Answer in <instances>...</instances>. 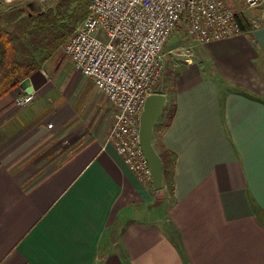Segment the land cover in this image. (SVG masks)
Returning <instances> with one entry per match:
<instances>
[{
  "label": "crops",
  "instance_id": "obj_1",
  "mask_svg": "<svg viewBox=\"0 0 264 264\" xmlns=\"http://www.w3.org/2000/svg\"><path fill=\"white\" fill-rule=\"evenodd\" d=\"M259 12L237 13L238 35L178 41L192 58L176 59L173 97L163 91L174 112L154 133L175 156L172 193L108 141L115 109L71 58L30 76L29 105L16 104L20 86L0 97V264H264ZM171 39L166 53L180 56Z\"/></svg>",
  "mask_w": 264,
  "mask_h": 264
},
{
  "label": "built area",
  "instance_id": "obj_2",
  "mask_svg": "<svg viewBox=\"0 0 264 264\" xmlns=\"http://www.w3.org/2000/svg\"><path fill=\"white\" fill-rule=\"evenodd\" d=\"M32 1L42 4L45 0L0 3ZM238 1L257 11L264 6V0ZM88 11L63 50L115 109L108 141L140 179L152 183L140 146V115L147 96L158 91L164 77L168 40L182 22L189 38L200 44L238 35L243 27L227 0H91ZM252 25L264 26V10ZM34 99V91H23L16 104L24 107Z\"/></svg>",
  "mask_w": 264,
  "mask_h": 264
},
{
  "label": "trees",
  "instance_id": "obj_3",
  "mask_svg": "<svg viewBox=\"0 0 264 264\" xmlns=\"http://www.w3.org/2000/svg\"><path fill=\"white\" fill-rule=\"evenodd\" d=\"M74 1L59 0L54 7H42L41 11L32 13L28 4L22 7L15 5L16 3H0V97L38 71L42 64L71 38L88 15L91 2L78 0L72 10V25L68 27L66 24H60L65 15H69L70 6ZM168 108H165L164 112H167ZM173 112L174 108L171 107L167 112L168 118L172 117ZM159 154L163 162L164 182L172 193L170 167L174 165L175 156L167 151Z\"/></svg>",
  "mask_w": 264,
  "mask_h": 264
},
{
  "label": "water",
  "instance_id": "obj_4",
  "mask_svg": "<svg viewBox=\"0 0 264 264\" xmlns=\"http://www.w3.org/2000/svg\"><path fill=\"white\" fill-rule=\"evenodd\" d=\"M27 6L32 12L42 10V5L38 1H32ZM19 86L27 93L34 91L30 77L23 79ZM166 101L167 96L163 92V86L160 85L156 93L147 96L140 115V146L150 166L153 187L158 191L164 187V169L160 154L154 145V133Z\"/></svg>",
  "mask_w": 264,
  "mask_h": 264
},
{
  "label": "rangeland",
  "instance_id": "obj_5",
  "mask_svg": "<svg viewBox=\"0 0 264 264\" xmlns=\"http://www.w3.org/2000/svg\"><path fill=\"white\" fill-rule=\"evenodd\" d=\"M57 1H59V0H45L44 3H42L41 5H42L43 8L48 9L49 7H54V5H55V3ZM88 1H91V0H88ZM227 1L233 6V8L236 11V13L241 14L242 13V10H244V9L247 8L246 6L242 5V3L235 4V2H232L231 0H227ZM77 3H78V0H75L71 4L70 11H69V15H67V16L65 15L64 20L60 24H66L68 27H70L72 25V23H73V13H74V12L72 13V10L76 7V4ZM16 5H18V4H16ZM23 5H26V4H23ZM18 6H20V5H18ZM22 7H24V6H22ZM259 10H260V12H259ZM259 10H258V12L261 13L264 10V6L261 7ZM29 11L32 12V10H29ZM63 27H66V26H63ZM186 28H187L186 23L185 22H182L180 24V26L177 27V29L175 30V33H173L174 35H172V39L170 40L171 43H175L174 45L176 47L175 46L174 47L176 48V50H180L179 52L178 51L177 52L178 53H181L182 55L179 54L180 56H177L178 54L175 55V52H173L171 54H167L166 51H167L168 45L164 49V66H165V71H164V77H163V79L161 81V85L163 86V91L164 92L167 90V88L169 86H171L172 80L175 79V75L177 73L178 67L180 69L179 63H178V61L176 59L179 58L184 63H186L187 62V59H191L192 58V57H190L188 55L191 54V49H192V46L193 45H191V43H188V42H186V43L185 42H180V43L178 42L179 39H182V38H186L187 39V30H186ZM55 54L56 55H54L52 58H55V59L56 58H58V59H65V58H68L69 57L65 53V51L63 50V47L60 50H58V52H56ZM170 58H171V60H170ZM176 63H178V65H176ZM167 92H165V93L168 94L170 96V98H172L173 97L172 96V93H169V91H167ZM111 106H112V104H111ZM114 125H115V115H114V121H113V125H112L111 129L113 128Z\"/></svg>",
  "mask_w": 264,
  "mask_h": 264
}]
</instances>
